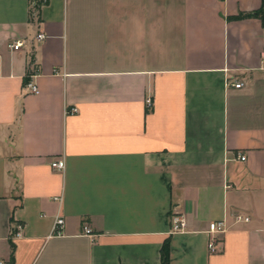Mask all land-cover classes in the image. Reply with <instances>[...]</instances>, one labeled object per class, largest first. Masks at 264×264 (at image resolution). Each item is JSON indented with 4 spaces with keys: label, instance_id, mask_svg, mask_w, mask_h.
I'll use <instances>...</instances> for the list:
<instances>
[{
    "label": "crops",
    "instance_id": "1",
    "mask_svg": "<svg viewBox=\"0 0 264 264\" xmlns=\"http://www.w3.org/2000/svg\"><path fill=\"white\" fill-rule=\"evenodd\" d=\"M263 7L0 0V262L264 264Z\"/></svg>",
    "mask_w": 264,
    "mask_h": 264
},
{
    "label": "built area",
    "instance_id": "2",
    "mask_svg": "<svg viewBox=\"0 0 264 264\" xmlns=\"http://www.w3.org/2000/svg\"><path fill=\"white\" fill-rule=\"evenodd\" d=\"M37 39H42L44 37L43 33H38L36 35ZM22 45L21 41H15L14 43L9 44V47H11L12 49H17L19 46ZM262 62L264 64V58L262 59ZM232 86L239 88L242 85V82H231L230 83ZM26 88L28 89L29 92L37 94L39 92V89L37 87V84L33 81L30 80L26 83ZM146 104L148 106H151V100L150 98L146 99ZM77 111L76 107H72L70 109H68L66 112L67 113H74ZM245 157L243 155L240 156V159H244ZM51 166L53 168H57V169H62L64 167V160L58 159L56 161L51 162ZM53 200H60V196H53L52 197ZM238 220H241L242 217L239 215L237 217ZM244 220H248L247 217L243 218ZM64 218L61 215H56L53 219L52 225H51V230H50V235H61L63 233V228H64ZM187 227V219L185 217V215H183L182 213H177V212H173L170 216V230L171 232H177V231H182ZM21 228L22 225L21 224H17L15 225L14 228V232H13V236H20L21 235ZM208 231H209V241H208V249L210 251H214L215 250V235L217 233H221L223 231H225V222L224 220H215V221H211L208 225ZM82 233L88 237H90L91 239H94L95 234L93 233L92 229L87 226V225H83L82 227ZM0 264H2L0 262Z\"/></svg>",
    "mask_w": 264,
    "mask_h": 264
},
{
    "label": "trees",
    "instance_id": "3",
    "mask_svg": "<svg viewBox=\"0 0 264 264\" xmlns=\"http://www.w3.org/2000/svg\"><path fill=\"white\" fill-rule=\"evenodd\" d=\"M258 14L262 15L263 21H264V7L258 10L257 12L252 13H246L244 16H256ZM13 245L11 246V254L9 259V264H11L12 258H13ZM160 261L161 264H169V239L166 238L160 248Z\"/></svg>",
    "mask_w": 264,
    "mask_h": 264
}]
</instances>
